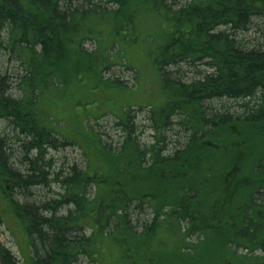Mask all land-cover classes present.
<instances>
[{"label":"trees","instance_id":"trees-1","mask_svg":"<svg viewBox=\"0 0 264 264\" xmlns=\"http://www.w3.org/2000/svg\"><path fill=\"white\" fill-rule=\"evenodd\" d=\"M262 24L264 0H0V56L20 67L15 81L0 71V220L24 264H264V33L241 38ZM183 65L208 71H171ZM117 67L157 83L144 105L117 109L120 148L85 125L101 118L87 110L66 137L52 102L127 91ZM134 110L154 143L140 142ZM173 125L186 138L174 150ZM71 145L85 166L58 171L53 153Z\"/></svg>","mask_w":264,"mask_h":264},{"label":"rangeland","instance_id":"rangeland-1","mask_svg":"<svg viewBox=\"0 0 264 264\" xmlns=\"http://www.w3.org/2000/svg\"><path fill=\"white\" fill-rule=\"evenodd\" d=\"M189 0H174V3L177 5H183ZM260 30H257L256 28H252V30L248 31L247 33H244L241 35V38L245 41H252L257 42L259 37L263 35L264 33V24L261 25L259 28ZM258 39V40H257ZM261 40V38H260ZM259 40V41H260ZM200 69L204 72L208 71L205 67H196L191 70L187 68L186 66H181L179 68H171V71H177L179 69V73H185L187 76L195 77L197 73V69ZM0 71L3 74H7L12 76V80H14V73H18L20 71V67L18 63H15L14 60H11L9 55H7V58L0 56ZM189 71V72H186ZM139 72V79H135V76H137V73L135 71L117 67L115 68L114 72L109 74L108 76L111 78H116L120 81H122L127 86L126 90H114V88L111 89H98L94 92H89L86 94L85 98H81L78 95H75L74 93H67L62 98L55 99L52 103V107H54L53 113L55 115H58L63 120L64 130L62 133L66 137L75 138L76 135L73 133L75 132L76 125L69 122V117L74 115L78 118L85 115V111H90V113L93 116H101L99 120L89 118V120L86 121V126L89 128H92V130L95 133H98L100 135L101 140L104 144L111 147V150H118L121 146V141L123 139V136L125 135L122 131L121 127L117 124L118 120L116 118L117 109H120L121 106L125 105L124 107L132 104H127L129 101L134 102V104H141L144 105L147 101H149V97H153L152 94L155 92L157 83H154V81L145 73L144 76L140 74ZM17 76V74H16ZM141 85V87H140ZM140 90V93L137 92ZM13 96H17V91L14 89L12 91ZM158 96V95H157ZM156 101L158 98H156ZM86 103V104H84ZM239 104L241 102H235V101H225L224 105L225 108L230 109V112L239 110ZM218 106V103H209L210 107ZM136 110H138L136 108ZM135 112V117L133 118V123L135 130L137 132V136H139L140 142L143 145H150L155 142V136L154 132L148 127V121H147V111L142 112ZM4 129V130H3ZM0 131L3 133H9V127L6 123H0ZM135 132V133H136ZM80 137V136H79ZM93 140H95V137L93 135H90ZM166 142L169 143V148L174 150L178 147H180L181 144H183L186 140L184 131H181L177 125L172 126V130L165 133ZM81 145H83L84 148L88 147L90 150H92V142L89 138L85 140V143L83 144L81 142ZM86 147H85V146ZM81 147V146H80ZM79 146H73L66 149H62L59 152H55L54 157L57 160V170L64 169V167H67L68 164L70 166H73L75 164H78L80 168H84L85 161H86V155H84L83 150L84 148ZM52 154V155H53ZM97 171H100L101 168H95ZM59 191L57 187H52L51 192H49L47 189L43 190L42 193L43 196L48 198H55V193ZM18 197V196H16ZM21 201H24V198H20ZM147 217V216H145ZM0 247H3L5 249H9L12 251L14 256L19 261V264L23 263L22 255L20 254L19 248L16 243V238L13 236L12 232L8 228L7 224L2 222L0 220ZM26 255V253H25ZM0 264H6L5 261L0 256Z\"/></svg>","mask_w":264,"mask_h":264}]
</instances>
